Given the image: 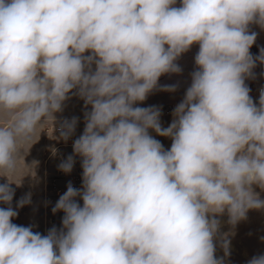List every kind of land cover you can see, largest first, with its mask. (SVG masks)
<instances>
[{"label": "clouds", "instance_id": "clouds-1", "mask_svg": "<svg viewBox=\"0 0 264 264\" xmlns=\"http://www.w3.org/2000/svg\"><path fill=\"white\" fill-rule=\"evenodd\" d=\"M0 0V264H224L236 225L264 209V89L258 104L246 80L250 49L264 30V0ZM198 45L196 70L167 127L157 106L139 107L178 58ZM70 94L90 106L73 155L82 185L71 182L46 235L13 223L23 146L55 121ZM78 117L64 119L60 138ZM171 140L169 149L150 134ZM24 152V151H23ZM24 161V159H23ZM17 185L20 184L16 183ZM82 201V205L80 203ZM247 264H264V254Z\"/></svg>", "mask_w": 264, "mask_h": 264}, {"label": "crops", "instance_id": "crops-1", "mask_svg": "<svg viewBox=\"0 0 264 264\" xmlns=\"http://www.w3.org/2000/svg\"><path fill=\"white\" fill-rule=\"evenodd\" d=\"M261 30L262 29L257 25L250 26V31H255L257 33V31ZM258 44H264L263 37H257L255 43L251 47L250 53L253 57L260 54V52L257 51ZM198 47V45H193L188 52L182 54L178 58L176 63L182 69L180 73L165 74L159 79L158 88L164 85H177L176 91L168 92L154 90L148 95L144 102L136 105L139 107H159L162 113L161 123L163 127H167L171 123L173 109L183 100L185 92L191 84V73L196 70L194 57L198 52ZM258 69H260V73L257 72ZM253 73L254 78L247 79L246 84L251 90V97L254 102L258 104V85L261 86L264 84V78L259 79L258 73L264 74V66H261L257 61ZM167 108H170L169 113L165 112ZM90 110V106L86 107L84 101L79 96L70 94V98L64 103L63 111L55 114V121L53 123L49 121L39 127L36 135L33 137V144L23 146L21 153L23 157H21L19 161L17 172L13 175L14 177L9 180L15 182L11 184V187L15 189L13 207H15L17 200L28 193L31 194V203L18 209V216L13 220V223L23 226H32L34 232H40L44 235H46L48 230L52 227V222L49 221L52 217H54L55 227L58 229L61 227V220L64 213L56 212L54 214L52 212V208L55 206L60 195L49 193L46 190L48 179L50 176L58 172L56 157L51 153L54 150L60 149L67 154H73V147L70 145V139L72 138L75 140L82 134L85 126L84 114L86 111ZM72 117L79 118L76 131L71 138L64 141L60 138L59 131L56 127L60 126L64 119H71ZM2 122L3 121L0 120V123ZM150 134L158 139L165 149L170 148V138L157 136L152 130H150ZM74 172H76V168H73L71 173L62 177V182H69L71 180L70 175ZM19 182L20 184L17 185L16 183ZM0 183H8V180ZM255 191L260 192L262 190L255 187ZM261 199H264V197ZM0 207H6V205L0 204ZM217 218L221 221L220 233L230 241V254L228 256H225L224 250L219 246V243H217L216 256L218 258L223 257L224 264H247L254 255L261 254L262 250H242L240 246V240H242V238H253L258 236L255 230H250L252 232H246V230L242 229L243 224L248 227L251 224H256L258 220L257 210H250L247 213V218L239 221L236 225L228 223L229 218L227 213ZM260 221L264 222V214L261 216ZM254 228L255 227L252 229Z\"/></svg>", "mask_w": 264, "mask_h": 264}, {"label": "built area", "instance_id": "built-area-1", "mask_svg": "<svg viewBox=\"0 0 264 264\" xmlns=\"http://www.w3.org/2000/svg\"><path fill=\"white\" fill-rule=\"evenodd\" d=\"M261 89H264V84L261 85L257 90L258 97H259ZM165 112L169 113L170 108H167L165 110ZM59 127L60 126L56 127V129L58 131H59ZM70 142H71L70 145H72V147H73L74 139L71 138ZM51 154L55 155L57 165H59L69 155H73V154H67L66 152L61 151L60 149L54 150ZM74 159H75V164H74L73 168H76V172H74V173H72V175H70L71 180L69 182H71L74 187L80 188L82 185V171H83L82 167H81V158H78V156H76V157H74ZM66 175L67 174L60 171L58 168V172L53 174L52 176H50V178L47 181V184H46L47 192L57 194V195H62L67 190V185L69 183V182H67V183L62 182L61 178L65 177ZM80 203L82 205V201H80ZM49 221L52 222V227L55 226L54 225V217L50 218Z\"/></svg>", "mask_w": 264, "mask_h": 264}, {"label": "rangeland", "instance_id": "rangeland-1", "mask_svg": "<svg viewBox=\"0 0 264 264\" xmlns=\"http://www.w3.org/2000/svg\"><path fill=\"white\" fill-rule=\"evenodd\" d=\"M180 4V0H177V5L179 6ZM257 37H263L264 38V30L261 31H257ZM264 48V44H258L257 46V51L260 52L259 49ZM259 63V62H258ZM261 64V63H260ZM261 66H264V64H261ZM259 70V71H258ZM257 72L260 73V69H258ZM259 79H263L264 78V74H259ZM260 87V85H258V88ZM14 176H10V178H13ZM17 177V176H16ZM7 177H3L0 176V182L3 181H7ZM260 198L264 197V191H258ZM264 214V209L261 210H257V215H258V220L256 222V224H251L249 227L245 226L243 224L242 229L246 230V232H252L250 230H255L256 234L258 235L257 237H253V238H242V240H240V246L242 250H262L261 254H264V222L260 221L261 216ZM261 215V216H260ZM253 227H255L254 229H252ZM249 230V231H247ZM262 237H261V236Z\"/></svg>", "mask_w": 264, "mask_h": 264}]
</instances>
